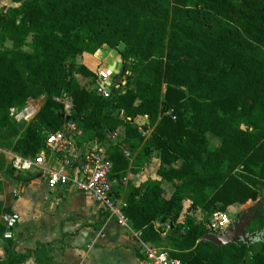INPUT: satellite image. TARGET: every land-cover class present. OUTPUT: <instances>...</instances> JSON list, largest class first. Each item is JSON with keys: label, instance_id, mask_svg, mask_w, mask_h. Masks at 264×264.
<instances>
[{"label": "trees", "instance_id": "obj_1", "mask_svg": "<svg viewBox=\"0 0 264 264\" xmlns=\"http://www.w3.org/2000/svg\"><path fill=\"white\" fill-rule=\"evenodd\" d=\"M11 1L0 13V148L36 156L43 131L64 123L53 98L66 92L84 142L105 144L107 131L120 132L131 149L132 161L107 144L113 177L135 176L158 152L159 179L125 192L123 215L141 242L167 244L182 264H264L262 242L218 250L202 240L215 212L250 200L259 216L251 230L264 229V0ZM105 46L119 49L130 72L109 99L74 78L95 82L94 54ZM41 96L43 108L22 131L10 108ZM138 116L148 118V138L132 123ZM162 182L172 184L169 196ZM4 241L0 264H55L47 244L17 254Z\"/></svg>", "mask_w": 264, "mask_h": 264}, {"label": "built area", "instance_id": "obj_2", "mask_svg": "<svg viewBox=\"0 0 264 264\" xmlns=\"http://www.w3.org/2000/svg\"><path fill=\"white\" fill-rule=\"evenodd\" d=\"M125 66L124 61H122ZM121 73L117 70V62L109 66H101L97 71L94 91L105 99L112 96V92L125 87L127 76L116 80L113 76ZM46 101L45 96L30 98L23 107H12L9 110V117L22 131L31 125ZM63 111L64 119L62 127L55 132L44 130V147L34 157H24L11 150L0 148V159L7 158L11 169L15 173H33L52 189L61 186L71 187L87 196L111 217H116L120 225L128 226V221L123 215V210L127 208L124 187L128 184L127 177L118 179L113 177V163L107 153V144L118 145L122 154L130 161L133 158L131 149L122 141L123 135L120 132L107 131L106 142L101 144L97 139L84 142V132L74 119L75 106L73 97L63 92L60 96L53 98ZM117 118L125 121L124 110L116 111ZM143 137L148 138L152 129L134 124ZM18 195V192H14ZM4 221V240H14L15 229L19 224L20 215L16 212L3 215ZM232 219L222 211L215 212L209 223L208 228L211 233L227 232ZM170 228L165 225V230ZM165 231L163 235H165ZM140 247L150 264H182V262L171 256L170 252L163 248H156L150 244L140 241Z\"/></svg>", "mask_w": 264, "mask_h": 264}, {"label": "crops", "instance_id": "obj_3", "mask_svg": "<svg viewBox=\"0 0 264 264\" xmlns=\"http://www.w3.org/2000/svg\"><path fill=\"white\" fill-rule=\"evenodd\" d=\"M7 7H11V5H5ZM2 12V6H0V13ZM107 47H103V49H106ZM112 51V49L108 48ZM94 57L98 60L100 59V50L94 54ZM123 61L121 56L117 54L116 58L114 59V62ZM134 120V124H138L144 127H149L148 124V118L145 116H138ZM150 128V127H149ZM152 129V128H151ZM153 130V129H152ZM152 132V131H151ZM157 156H155L152 160L156 163V174L160 167V159L158 156V152L156 151ZM132 161V160H131ZM149 163V161L147 162ZM146 163V164H147ZM0 164H2L7 170L10 168L9 160L7 158H1ZM0 165V166H2ZM143 168V167H142ZM142 168L140 171L135 175L132 176L130 173L127 174L128 184L126 187H124L123 192L125 193V190L127 189L129 183L133 184L134 186H140L143 183L150 181V180H144L142 175ZM3 169V171H4ZM32 175L34 176L33 179H26L24 180L21 178V175ZM11 178L16 181H20L19 183L12 184L9 182V179ZM138 178V179H137ZM159 176L158 174L154 177V180H158ZM136 181V182H135ZM164 186L167 185L170 187L167 188L168 192H166L167 196L173 193L174 188L171 183L164 182ZM40 184L46 185L44 182H42L37 175L33 173H15L13 172V175L8 176V174L5 177H2V167L0 168V225L3 227V232L5 230L4 228V221H3V215H5L6 210H10V212H16L20 215V221L18 226L15 229L14 233V244H15V253L17 254H25L27 253V250H34L37 246V243L41 244H47V250L49 252V255L52 259V261L55 264H60L59 262H56L57 259L53 258V249L56 248L57 251L60 253L64 251L63 253L67 252H76L77 255H74L70 258H66V260L63 261V264H150L147 262L145 255L143 254L140 244L138 246V252L135 251V245L137 246V242L140 239L138 235L135 233L136 238L127 237L119 228L118 230L116 228H113L111 232L107 235H102V231L98 232L94 231L90 228H80L77 232L72 233L70 230L71 226L67 224V226L64 224V220L71 216L70 213L73 212L72 207L74 206L73 201L76 202L77 199H88L92 203V208L94 211L103 212L99 206H97L92 199L71 188L68 186H61L56 187L55 189H51L52 192L56 194L55 202L61 206H68L67 212H64L62 215H57L55 222L56 229L54 231L48 230L47 228H41L38 227V220L40 219V214L37 212H31L30 214V228L28 229V232L24 233V227H25V221L26 217L28 216V212L24 211L25 206V199L22 197L23 193L24 195H32L33 190H35V187H39ZM47 186V185H46ZM163 186V187H164ZM165 189V188H164ZM166 190V189H165ZM18 192V195H15L14 192ZM79 194H77V193ZM62 195L67 200L64 202ZM31 198V197H30ZM73 201H72V200ZM251 201V200H250ZM46 202H42L41 206H43L44 211L49 214V216L56 215V208H54L53 203H49V211L46 210ZM238 210L242 207V205H234ZM59 210V209H58ZM60 211V210H59ZM82 210H77L78 213H80ZM197 217H200L201 214L198 212ZM160 225V223H159ZM53 232V233H52ZM133 232V231H132ZM134 234V232H133ZM109 235V236H108ZM58 239H61L63 242L57 244H53V241H57ZM94 240V241H93ZM92 241L94 243H92ZM103 241V244L105 247L102 248H95L94 244L96 242L101 243ZM87 245V246H86ZM89 245V246H88ZM86 246V247H85ZM7 242H5L1 235H0V259L5 260L7 259ZM85 248V249H84ZM66 257V255H64ZM29 262H32L36 264L33 257H29L25 263L28 264Z\"/></svg>", "mask_w": 264, "mask_h": 264}, {"label": "rangeland", "instance_id": "obj_4", "mask_svg": "<svg viewBox=\"0 0 264 264\" xmlns=\"http://www.w3.org/2000/svg\"><path fill=\"white\" fill-rule=\"evenodd\" d=\"M5 5H11V6H16L15 4L12 3L11 0H0V6H2V11L4 9H7L8 7ZM120 48H123V45H120ZM119 49H115V50H109L108 47L106 49H103V47L100 49V59H98L99 63H101V66H109L113 63L114 59L116 58L117 54H118ZM98 52V51H97ZM75 80L81 85V86H86L87 88L89 87H93V84L90 83L89 80L87 79H83L78 75H74ZM209 146L210 147H215L217 146L218 142L216 140V138H214L213 136L209 135ZM155 156H157L156 151L153 152L151 158H149V163L145 164L142 168V175L144 176L142 181L144 180H150L152 181L154 179V177L157 175L155 172L156 170V163L154 160H152ZM2 165V164H0ZM2 167V177H5L7 174L8 176L11 177V173L12 171L10 170V168H8L7 170H5L4 166H0V168ZM4 169V171H3ZM34 176L28 174V175H21V178H23L24 180L26 179H33ZM9 179V178H7ZM138 179V178H137ZM9 182H11L12 184H16L19 183L20 181H16L14 179H9ZM136 182V181H135ZM164 182H162V185L164 186ZM164 188L166 189V192H168L167 188L169 189L170 187H168L167 185L164 186ZM126 192V190H125ZM77 193V192H76ZM79 194V193H77ZM168 194V193H167ZM26 203H25V212H28V216L26 217V221H25V227H24V233L28 232V229L30 228V214L31 212H37L40 214V219L38 220V227L40 226L41 228H47L48 230H52L54 231L56 229L55 227V222L54 220L56 219L57 215H62L64 212H67L68 206H61L58 204V202H55L56 199V194L54 192L51 191V189L46 186V185H41L39 187H35V190H33L32 195H24L22 196ZM62 198L64 200V202L67 200L66 198L63 197ZM262 198H264V192L262 194ZM72 200V199H71ZM73 201V200H72ZM42 202H46V210L49 211V206L48 204L51 202L54 204V208H56V211L54 210V212H56V215H52L49 216V214L47 212L44 211V207L41 206ZM74 206L72 207L73 212L70 213L71 216L66 218L64 220V224L67 226L70 225L71 228L70 230L72 231V233L77 232L78 229L80 228H90L94 231L100 232L102 231V235H107L111 232V230L113 228H116L118 230V228L125 234L127 235V237H132V238H136L135 233L133 234L129 224V227H124L122 225H120L117 221L116 217H111L110 214L108 212H99L94 211L92 208V203L88 200V199H77L76 202L73 201ZM258 202H254V201H248L246 204L242 205V207L238 210L235 206H230L226 213L229 215V217L231 219H233L234 217L237 216V214H240L241 212H243L244 210H247L249 208H252L254 206H257ZM60 211H59V210ZM82 210L80 213L77 212V210ZM14 212V211H13ZM253 214L254 211H253ZM53 233V232H52ZM109 236V235H108ZM94 241V240H93ZM92 241V243H94ZM58 243H63L61 241V239H58L57 241H53V244H57ZM140 242L138 240L137 242V246L135 245V251L138 252V246H139ZM87 246V245H86ZM85 246V247H86ZM89 246V245H88ZM95 248H102L105 247L103 244V241L101 243L96 242L94 244ZM167 251L170 250L169 246L167 244H164L163 247H161ZM85 249V248H84ZM53 258L57 259L56 262H59L60 264H63V261L66 260V258H70L74 255H77L76 252H67V253H63L62 252H58L56 248H54L53 250ZM64 255H66V257H64ZM28 264H34L32 262H29Z\"/></svg>", "mask_w": 264, "mask_h": 264}, {"label": "water", "instance_id": "obj_5", "mask_svg": "<svg viewBox=\"0 0 264 264\" xmlns=\"http://www.w3.org/2000/svg\"><path fill=\"white\" fill-rule=\"evenodd\" d=\"M117 70H120L121 73L116 77L117 81L123 76L126 72V66L123 65L122 61L117 62ZM62 119L68 120L67 117L61 115ZM241 206V205H240ZM257 206H254L250 209L244 210L241 212L238 217H236L227 232L208 233L203 237L204 242H210L214 244L218 250H221L223 247H228L233 244L240 246L241 244H246L250 246L258 242L264 243V229L261 232H250L249 227L251 221L256 220L259 216L251 213V210L256 209ZM6 214H10V210H6ZM165 220L163 219L160 222V225L163 224Z\"/></svg>", "mask_w": 264, "mask_h": 264}, {"label": "flooded vegetation", "instance_id": "obj_6", "mask_svg": "<svg viewBox=\"0 0 264 264\" xmlns=\"http://www.w3.org/2000/svg\"><path fill=\"white\" fill-rule=\"evenodd\" d=\"M249 209H250V208H249ZM254 210H255V209H254ZM254 210H251V213H253ZM238 215H239V214H237L236 217H238ZM236 217H234V218L232 219V221H233ZM232 221H231V224H232ZM251 222H252V221H251ZM249 231H250V232H261L262 230H261V231L253 230V231H252V230H251V224H250Z\"/></svg>", "mask_w": 264, "mask_h": 264}]
</instances>
